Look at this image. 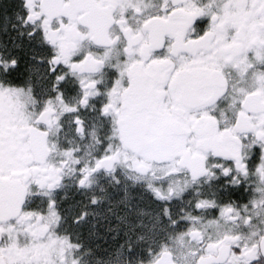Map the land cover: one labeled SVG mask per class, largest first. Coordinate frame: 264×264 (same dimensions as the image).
<instances>
[{
    "label": "snow or ice",
    "instance_id": "snow-or-ice-1",
    "mask_svg": "<svg viewBox=\"0 0 264 264\" xmlns=\"http://www.w3.org/2000/svg\"><path fill=\"white\" fill-rule=\"evenodd\" d=\"M161 4L153 15L145 12L139 0H101L103 15L99 24L89 14L97 4H73L72 8L80 9L75 16L72 8L61 4L57 16H41L38 23L39 0H19L23 26L30 28L27 35L42 46L44 55L32 58L37 60L35 65L27 61L22 65L14 53L10 63L0 68V178L8 175L9 167L5 154L11 109L3 101L13 90L29 95L34 112L31 122H23L27 131L18 138L25 146L34 132L44 140L53 131L58 135L64 128L65 116H71L69 123L80 140L88 136L90 121H103L107 125L104 138L92 133L100 145L99 154L83 166L70 169L77 191L88 192L101 172L114 175L126 167L136 178L147 179L148 203L157 209L155 223L148 227L141 221L137 225L147 227L145 235L134 241V228L131 234L124 232L126 240L119 245L118 254L125 250L137 252L136 245L143 244L138 251L143 254L139 264H177L169 242L172 231L180 226L181 242L188 236L200 245L191 250L188 264H207L205 258L215 245L204 240V230L196 226L201 217L189 214L174 219L169 207L173 200L183 199L188 186L169 184L164 189L163 184L182 175L190 176L193 184L203 177L211 182L220 176H232L225 182L233 187L252 176L264 182V0H242L239 4L223 0V5L212 0L207 4L198 0H161ZM114 9L120 10L119 17L112 15ZM185 9L194 11L179 16ZM237 9L250 13L244 23L229 18V13ZM133 18L135 26L129 23ZM157 18L163 19L166 30L153 44L152 21ZM179 19L182 24L176 23ZM81 25L86 29L83 33L79 31ZM117 31L118 36L114 35ZM66 34H71L74 41L71 50ZM67 97H74L75 102L70 103ZM22 111L17 105L16 114ZM154 138H159L158 147ZM79 151V146L62 149V163L80 165L81 158L76 155ZM209 160L217 162L214 167L218 172H209ZM253 160L254 167L250 165ZM45 166L42 179L33 176L24 185L30 189L34 183L37 191L28 195L43 198L26 209L27 195H22L13 215L0 212V264H68L67 253L63 260L7 257L12 250L21 251L30 245L55 246L60 234L69 230L80 242L73 243L69 236L68 246L77 250L85 246L86 229L89 237L95 235L103 199L93 195L62 207L66 197L57 200L55 193L64 184L63 169L47 165L44 153L35 161L22 162L28 170ZM157 168L163 169L164 175L156 176ZM195 195L196 212H214L209 224L241 221L256 229L257 224L264 223V195L253 196L239 206L231 200L222 202L215 194L210 198L197 191ZM128 207V213L116 217L115 229H108L116 232L113 240L120 234V224L130 223ZM25 212L47 217L50 224L46 223L38 234L31 224L39 221H23ZM13 219L15 225L11 223ZM44 234L47 238L41 239ZM252 236L256 239L244 238L240 233L226 234L223 240L227 254L218 264H264V232L256 230ZM103 239L107 242L106 237Z\"/></svg>",
    "mask_w": 264,
    "mask_h": 264
},
{
    "label": "flooded vegetation",
    "instance_id": "flooded-vegetation-1",
    "mask_svg": "<svg viewBox=\"0 0 264 264\" xmlns=\"http://www.w3.org/2000/svg\"><path fill=\"white\" fill-rule=\"evenodd\" d=\"M200 4H207L209 0H198ZM232 2V0H230ZM242 0H235V3L239 4ZM40 7L37 10L36 18L39 23V17H55L61 11L60 5L63 4L65 7L72 8L73 4L80 3H95L97 8L90 9L89 14L97 21L102 22L103 9L99 6L101 0H39ZM142 8L146 13L155 15L160 7L162 6L161 0H139ZM212 3L217 5H223V0H212ZM193 10L185 9L184 12L179 13L181 17L192 14ZM80 13L79 8H72V15L75 16ZM23 10L19 7V0H0V68L4 65L9 64L10 60L14 58L13 54H18L21 63L27 61L30 64L35 65L36 59L44 55L42 46L35 40L30 39L27 35L30 28L23 26ZM112 15L119 17L120 10L114 9ZM128 15L131 16L132 12L129 10ZM247 15L242 10L237 9L235 12L229 13V18L240 23H244L247 20ZM67 23V20H65ZM129 23L135 26L136 18L129 20ZM177 24H182L183 20L179 19L176 21ZM154 25V34L152 42L159 39V36L166 30V25L163 19L157 18L152 21ZM115 27V25L113 26ZM253 27V26H249ZM79 31L83 33L86 31L83 25L80 26ZM23 33V35H21ZM118 31L114 34L118 36ZM67 47L71 50L74 47V41L71 39V34H66ZM145 47H148L146 43ZM115 62V61H113ZM70 103L75 102L74 97H67ZM3 103H6L11 109L9 113V124L7 126L6 135L8 136V150L5 154V164L8 167V175L0 178V212L13 215V210L16 207L18 199L22 198V195H27V200L24 203V207L31 208L34 204L40 201L43 197L38 195H28L29 192L35 193L37 191L36 185L33 183L31 188L25 187L33 176L43 178L45 175V167L36 169H24L22 162L24 159L36 160L41 153L46 156L47 165L54 166L56 168H62L64 173V184L59 191L55 193L57 200L66 197L63 200V206L73 203L75 200H86L93 195L103 199V204L99 211L101 217L96 218V230L95 235L92 237L88 236V229L85 230V236L83 239L84 247L77 250L75 247H69L66 237L71 238L73 243L80 242L77 240L76 233L69 230L68 233H61L57 238L55 246L48 245H35L23 248L21 251L12 250L8 259L15 260L18 258L28 259H45L49 260L52 257H59L63 260L65 253L68 256V264H72L75 260L76 264H139L142 253L138 254L139 248L143 246L136 245L137 252L127 253L126 250L122 254L119 253V245L126 240L124 232L128 231L132 233L133 228L135 234L132 239L135 241L138 236L145 235L147 233V227L137 226L139 222L134 217L133 212V199L134 192H128L127 195L130 198L127 204L118 203L120 194L114 193L112 201L117 200L115 203L107 204L105 199L109 192L114 191V186H118L117 190H123V186L128 187H141L146 190L147 179L136 178L135 174L130 172L128 168H119L114 175H106L101 172L93 180L92 188L88 192H78L75 187V180L70 171L73 167L83 166L84 163L88 162L93 156L98 155L97 148L100 147L96 143V140L92 138V133L95 132L96 136L103 139L107 133V125L103 121H90L88 136L84 140H80L72 131V126L69 123L71 116H65L62 123L64 124L63 130L57 135L54 131L48 135L46 140L42 138L38 132H34L31 135V142L27 143L26 146L20 143L18 139L27 131L23 127V122H31L34 119V112L32 103L29 95L26 92L13 90L12 94L8 96ZM20 105L23 109L20 115H17L15 108ZM203 139L208 140L209 137ZM69 146L75 148L79 146L80 151L76 154L81 158L80 165H72L71 162L68 165H64L62 162L65 160L62 149L68 148ZM155 146H159V142L155 143ZM193 164L196 163V157H192ZM216 161L209 160L208 168L209 172H218L219 170L214 167ZM256 161L250 162V165L254 167ZM227 167V164H225ZM156 176L164 175V170L161 168L155 169ZM29 177V180H22L23 177ZM131 177V178H130ZM231 181L232 176L227 178L220 176L219 179L213 178L211 182H207V177L201 178L199 183L193 184L191 177L182 175L178 180H166L163 184V188L166 189L169 184L172 186H188L187 193L183 196L182 200H173L169 207H173V218H177L181 215H192L201 217L200 222L196 225L202 228L205 232L204 240H211L214 243V248L211 253L205 258L207 264H218L225 258L226 253V242L223 237L230 233H240L242 237L247 238L249 236L252 239H256L252 236V233L256 230L264 232V223L257 224L256 229H250L246 227L241 221L233 223L229 221L224 223L221 221L219 226L215 224H209L208 220L214 212L211 210L205 212H196L194 210V203L197 199L195 195L197 191L201 196L212 197L215 194V198L222 202L234 201L238 206L246 202L249 198L256 196L259 198L264 195V182L256 180L255 176L249 178L248 181L240 183L238 187L226 183L225 181ZM159 186V185H157ZM253 188L256 191H253ZM144 200L149 201L150 196L148 193L144 197ZM131 207V215L128 217L130 223L120 224V234L117 239L113 240L112 237L116 235L115 231H108L111 227L115 229L118 221L117 216H124L125 213L129 212V206ZM183 210V211H181ZM23 221L31 223L32 221H39L38 223H32L31 227L36 230L39 234L46 223L50 224L47 217L40 218L38 213H32L29 215L25 212L22 216ZM109 221L111 223H109ZM143 224L150 227V221L147 219L142 220ZM12 224H16V219L11 221ZM183 223V222H182ZM187 227V225H184ZM19 229V225H17ZM182 231L181 227L178 226L172 231V240L169 242L175 253L173 259L176 260L177 264H188L191 260L190 252L192 249L199 248L200 245L197 243V239H189L188 236H184L183 241L179 239V233ZM107 238V242L105 239ZM15 238V234H14ZM46 234L41 236V239H46ZM243 242V240L241 241ZM23 243V240H22ZM96 245H99L97 247ZM127 245H125V249Z\"/></svg>",
    "mask_w": 264,
    "mask_h": 264
},
{
    "label": "rangeland",
    "instance_id": "rangeland-1",
    "mask_svg": "<svg viewBox=\"0 0 264 264\" xmlns=\"http://www.w3.org/2000/svg\"><path fill=\"white\" fill-rule=\"evenodd\" d=\"M118 186H114V191L113 192H109V195H107L105 201L107 204H111L112 202H116L117 200L114 199V201H112V198H114V196H112V194L117 193L120 194L119 196V201H117L118 203H123V204H127L129 201V197L127 195L128 192L133 191L134 192V196L132 197L133 199V212H134V217L138 222H141L144 219H147L150 221V226L155 223V215H156V207L155 205L150 206L148 201L144 200V197L147 194V191L143 188H139V187H128V189L126 188V186H123V190H117ZM171 212H172V216L174 214L173 211V207H170Z\"/></svg>",
    "mask_w": 264,
    "mask_h": 264
},
{
    "label": "water",
    "instance_id": "water-1",
    "mask_svg": "<svg viewBox=\"0 0 264 264\" xmlns=\"http://www.w3.org/2000/svg\"><path fill=\"white\" fill-rule=\"evenodd\" d=\"M159 142V138H154V144Z\"/></svg>",
    "mask_w": 264,
    "mask_h": 264
}]
</instances>
